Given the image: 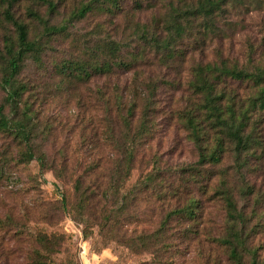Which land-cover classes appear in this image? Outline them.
<instances>
[{"label":"rangeland","instance_id":"1","mask_svg":"<svg viewBox=\"0 0 264 264\" xmlns=\"http://www.w3.org/2000/svg\"><path fill=\"white\" fill-rule=\"evenodd\" d=\"M79 1L46 19L59 25ZM195 1L179 0L187 7ZM150 4L143 3L142 11L128 3L114 14L94 11L73 22L66 35L44 37L41 62L25 63L18 81L34 116L35 159L21 164L24 147L0 134V264H79V238L102 257L99 264H234L227 246L218 242L229 226L224 207L215 200L216 189L202 192L211 176L212 184L220 182L233 194L244 216L240 225L248 252L241 254V263L264 264V111L249 113L248 149L237 152L225 141L219 165L202 169L196 181L189 175L198 168V152L180 120L196 103L189 82L197 65L226 60L249 73L264 69V0H228L213 29L193 28L186 38L172 42L175 57L168 60H161L137 35L138 26L163 16V11L155 13L157 1ZM26 6L31 2L22 0L14 13L29 26L32 39ZM32 7L45 15V8ZM5 34L13 36L0 18V51ZM111 42L121 49L117 62L139 54L130 73L116 71L82 83L60 73L74 60L92 63ZM140 83L154 86L148 95L153 124L151 135L135 143L127 175L120 169L121 151L105 140L111 129L118 142L122 131L116 130L110 113L114 94L128 97ZM220 88L243 104L256 92L246 82L226 81ZM4 98L0 88V106ZM148 176L153 182L146 185ZM78 179L98 207L89 200L86 212L73 190ZM113 182L120 189L106 199L103 191ZM189 196L199 203L197 218L166 219ZM83 211L87 215L82 217ZM154 233L142 242V236Z\"/></svg>","mask_w":264,"mask_h":264},{"label":"trees","instance_id":"2","mask_svg":"<svg viewBox=\"0 0 264 264\" xmlns=\"http://www.w3.org/2000/svg\"><path fill=\"white\" fill-rule=\"evenodd\" d=\"M21 1L0 0L1 21L10 27L13 34V36L4 35L0 51V88L5 95L4 105L0 106V134L13 138L24 147L18 160L24 164L35 159L31 143L36 134V128L31 123L34 119V116L30 115L31 109L22 100L26 88L18 81V77L28 60L41 62L40 56L44 53V37L66 35L73 22L85 19L94 11L114 14L113 11L119 10L122 3L131 4L134 10L142 11L145 7L143 3L151 7L152 0H80L70 12L68 19L61 21L59 25L50 24V19H46V15L48 17L57 15L61 8L72 5L74 0H28L31 2V7H25V15L34 28L35 35L32 39L29 26L14 13L15 6ZM155 1L160 5L155 12L156 15L163 11V16L152 20L150 25H143L142 28L138 26L137 35L154 54L161 56V60L173 59L175 52L170 45L176 40L186 38L193 28L207 31L213 29L217 18L223 12V7L228 3V0H196L195 4L187 7L179 0H168L167 4H160L164 0ZM32 6L45 8V15L35 11ZM120 51L118 44L108 43L98 56L99 58L96 57L92 63L89 64L80 59L74 60L65 65L62 68L64 71L60 73L65 79L80 83L93 77L107 78L114 75L116 71L130 73L133 69L131 62L135 63L139 54L132 56L133 60L117 62L116 54ZM226 81L252 83L256 92L246 104H243L220 88ZM151 86L149 83H143V85L140 83L134 86L135 91L128 97L120 92L113 96L110 109V113L114 114L112 122L115 127L117 126L116 130L122 131H119L117 142L112 135L113 130L110 129L105 142L106 145H114L115 149L121 151L120 169L125 170L127 175L135 161L133 154L135 143L151 135L152 100L148 95L155 92L152 88L154 86ZM189 86L196 97V103L189 111L181 114L180 120L198 152L196 164L198 168H193L189 175L193 181H196V177L201 176L202 169L219 165L223 157L225 141L232 143L237 152L248 149L252 142L251 134L248 132L249 113L264 111V69L249 73L244 69H238L235 65H230L226 60L218 64L197 65L191 72ZM138 87H141V91H138ZM5 107L9 110L8 114H5ZM138 111L140 114L137 116ZM209 179V182L203 186L202 192L204 194L211 189H216L215 200L224 207L225 220L229 224L225 236L218 239V242L227 246L234 264H242L241 254L248 252L245 233L240 225L244 222V216L238 210L233 194L220 182L212 184V176ZM152 182L150 176L145 178L146 185ZM119 189V184L113 182L103 191L104 198H109V195L111 198L115 197ZM73 190L86 204V212L89 200L95 207L100 205L98 200L84 193L79 179L74 182ZM198 208V201L195 197L189 196L184 204L168 213L166 219L181 217L185 220H193L197 218ZM84 215H87L85 211L82 212V217ZM155 236H157L156 233L142 236V242ZM154 249L157 252V248ZM252 254V258L255 259V254Z\"/></svg>","mask_w":264,"mask_h":264},{"label":"built area","instance_id":"3","mask_svg":"<svg viewBox=\"0 0 264 264\" xmlns=\"http://www.w3.org/2000/svg\"><path fill=\"white\" fill-rule=\"evenodd\" d=\"M78 259L79 264H99L102 257L91 252L88 243L81 238L78 240Z\"/></svg>","mask_w":264,"mask_h":264}]
</instances>
